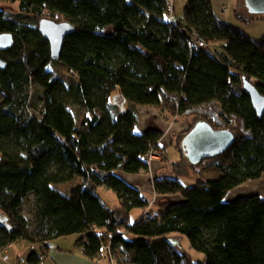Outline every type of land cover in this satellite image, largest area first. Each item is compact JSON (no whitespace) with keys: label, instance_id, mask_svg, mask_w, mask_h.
Wrapping results in <instances>:
<instances>
[{"label":"trees","instance_id":"trees-1","mask_svg":"<svg viewBox=\"0 0 264 264\" xmlns=\"http://www.w3.org/2000/svg\"><path fill=\"white\" fill-rule=\"evenodd\" d=\"M12 1L36 23L0 8V34L14 36L12 47L0 49L7 62L0 69V248L41 244V253L28 257L40 264L49 241L81 234L82 253L113 264H264V197L226 199L264 175V114L244 88L247 79L264 96V37L221 21L211 0H187L185 23L170 18V0ZM245 8L239 0V21L264 19L245 15ZM60 17L76 26L57 60L72 79L51 68L56 60L39 31L40 18ZM220 42L223 51L213 54L209 46ZM33 85L40 89L38 113L29 110ZM117 90L121 99L113 102ZM70 104L85 110L80 121ZM138 104L184 117L218 109L196 120L231 131L235 140L191 165L209 161L219 177L198 174L193 185L172 176L152 179L156 195L182 199L134 221L132 212L151 202L122 172H148L150 154L165 150L162 131H137ZM76 179L69 193L56 186ZM100 188L113 191L119 204L108 205ZM30 197L32 220L22 211ZM180 236L203 255L200 261L179 248Z\"/></svg>","mask_w":264,"mask_h":264},{"label":"rangeland","instance_id":"rangeland-1","mask_svg":"<svg viewBox=\"0 0 264 264\" xmlns=\"http://www.w3.org/2000/svg\"><path fill=\"white\" fill-rule=\"evenodd\" d=\"M187 3V0H185V4ZM184 4L181 3V0L176 1V19H178V15L180 12L185 13ZM0 8L5 10L11 17L17 18L18 20L29 22V23H36V19L34 16L22 12L19 8L18 2H13L12 0H0ZM215 10V9H214ZM216 11V10H215ZM245 15L251 16L250 13H248L247 8L243 9ZM236 18V17H235ZM233 18V22L231 24L239 26L243 28V30L250 35L251 37L255 39H260L264 37V19H258L255 21H252L250 23H244L239 21L237 18ZM60 19H64L63 17H60ZM65 20V19H64ZM39 24V23H38ZM209 50L215 53V51H223V43H215L211 46H209ZM51 68L54 70V72L67 79H72L73 75L68 72L67 68L60 63L59 61H55ZM31 100L29 102V110L34 113H38L41 110V101H40V89L33 85L31 89ZM120 94L117 90L114 95L112 96V101L114 102L116 98L117 100H120ZM120 98V99H119ZM2 100V96L0 94V101ZM124 106L128 107L129 104L125 101L121 102ZM70 109L74 112V114L77 116L78 120L80 121L83 116L85 115V110L79 107L78 105L70 104ZM136 111L139 113V123L137 126L138 131H142L143 129L147 128H155L163 132V138L161 139V145L165 148V150L159 149L156 151L157 158H154V160H151L150 164V170L144 173L140 174H128L122 172L123 176L126 178V180L131 183L132 185H135L139 187L142 192L147 196L149 201L151 202V205L153 207V210H161L165 209L168 205L167 200L169 201H179L182 199L181 195H174L170 197H166L161 199L164 201V203L161 205L160 202L156 199L157 195L154 192V189L151 185L152 179L160 176H172V177H178L180 178L186 185H193L197 183L198 180V174H200L202 177L206 179H213L216 177H219L221 175V171L217 167H211L208 162L205 161L202 164H200L196 168H192V163L188 161L184 155V151L182 150V137L186 134L182 133V131H186L187 129L191 128L197 121L196 118L202 116L203 114L211 113L215 115L218 109H212V108H203L201 109L199 116H191V117H184V116H177L173 114L168 108L163 109L159 107H153V106H146V105H135ZM184 125L185 127H183ZM184 134V135H183ZM79 182V179H76L72 182L64 183L56 185L58 189H60L64 193H69L70 190L76 186V184ZM264 182V180H263ZM234 190V189H233ZM242 190V189H238ZM242 191H245L242 190ZM236 191H230L228 193L227 198L235 199L236 197L240 196H247L245 195L247 192H237V196L234 197V193ZM239 193V194H238ZM264 193V192H263ZM99 194L101 198L110 206H114L119 204V200L117 195L111 191L107 190L105 188L99 189ZM251 195V194H250ZM264 196V194H261ZM157 200V201H156ZM32 198L30 197L27 202L24 203L22 207L23 213L32 220L33 214L31 211V204H32ZM136 209L134 213H132L133 220L136 221L137 217L140 215L141 210ZM81 234H73L67 237H64L62 241L69 242L72 240H79L81 239ZM181 237V245L180 249L191 255L192 259L194 261H200L201 258H203V255L200 253L195 252L191 249L188 240L183 237ZM76 240V241H77ZM31 247L32 245L29 244V242L24 243H15L10 249L5 250L0 248V264H29L28 263V257L30 255L29 249H24V245ZM27 244V245H26ZM33 251L40 246H33ZM26 248V247H25ZM37 250V249H36ZM6 256H9V259H5Z\"/></svg>","mask_w":264,"mask_h":264},{"label":"water","instance_id":"water-1","mask_svg":"<svg viewBox=\"0 0 264 264\" xmlns=\"http://www.w3.org/2000/svg\"><path fill=\"white\" fill-rule=\"evenodd\" d=\"M251 15H264V0H245ZM39 31L51 46L53 60H59L65 39L75 32L74 23L52 18L39 19ZM14 44L11 33L0 34V49H8ZM7 62L0 58V69H5ZM244 88L251 96L252 104L259 116L264 114V96L259 93L253 83L244 79ZM235 137L229 130H218L206 120H197L191 130L182 137V150L188 161L196 165L205 159L215 157L226 151Z\"/></svg>","mask_w":264,"mask_h":264},{"label":"crops","instance_id":"crops-1","mask_svg":"<svg viewBox=\"0 0 264 264\" xmlns=\"http://www.w3.org/2000/svg\"><path fill=\"white\" fill-rule=\"evenodd\" d=\"M170 1H171L172 6H173V11L170 10V18L175 22L181 21L182 23H185L184 12H180L178 17H177L178 19H176L175 14H176V1L177 0H170ZM211 1H212L214 9L216 10L215 13L221 21L228 22V23L233 22V20H234L233 18H235L234 10H235L237 2L239 0H211ZM181 3L184 4V6H186L185 0H181ZM184 9H185V7H184ZM182 126L185 127L184 125H182ZM149 128L146 127V129H143L142 131H138V130L137 131L143 132ZM263 180H264V175L260 179L251 180V181H248V182L236 187L234 190H232V191H236L234 193V197L237 196V194H236L237 192H240V193L241 192H247L245 195H250V194H260L261 195V194H264L263 193L264 192ZM151 185H152V183H151ZM238 189H242V190L245 189V191L238 190ZM170 196H174V195H157L156 199L162 205L164 203V201L161 199H163V198L166 199V197H170ZM261 196L264 197L263 195H261ZM227 197L228 196H226L227 200L232 199V198H227ZM169 202H170V200L169 201L167 200V203H169ZM114 206H116V205H114ZM140 210H137V211H140ZM152 210H153L152 205H150V207L147 210H141V213L137 217L136 220L145 216L147 212H150ZM134 211L132 213H134ZM153 211H157V210H153ZM64 237H67V236H64ZM64 237H60L58 239H53L47 243L50 247L47 250V253L44 255L43 260L40 264H113L107 258H103L100 260H92V259L88 258L84 253H82V249L78 245V242L80 239L79 240L75 239V240H72L69 242H64V241H62V239ZM70 237H71V235H70ZM20 242L24 243L26 241H18L16 243H20ZM14 244L15 243H13L7 247H1V248L8 250ZM29 244L32 246L28 247V246H25V244H23L24 249H29V253H32V252L41 253L43 245L31 244V243H29ZM35 245L40 246V247H37L36 248L37 250L35 249L33 251V249H34L33 246H35ZM8 259H9V256H8ZM18 264H19V262H18Z\"/></svg>","mask_w":264,"mask_h":264},{"label":"built area","instance_id":"built-area-1","mask_svg":"<svg viewBox=\"0 0 264 264\" xmlns=\"http://www.w3.org/2000/svg\"><path fill=\"white\" fill-rule=\"evenodd\" d=\"M170 10L173 11V6H172V4H171V6H170ZM195 40H196V43H197V46H198V47H205V46H206V43L204 42V40H203L202 38L197 37V38H195ZM156 155H157V154H156V150H155V151H153V152L150 154V159H151V160H154V158H157ZM5 259H8V256H6Z\"/></svg>","mask_w":264,"mask_h":264}]
</instances>
